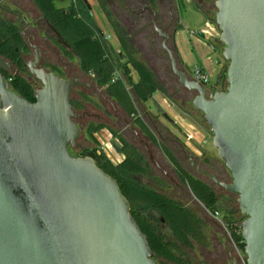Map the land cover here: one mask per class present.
Instances as JSON below:
<instances>
[{
  "label": "water",
  "instance_id": "1",
  "mask_svg": "<svg viewBox=\"0 0 264 264\" xmlns=\"http://www.w3.org/2000/svg\"><path fill=\"white\" fill-rule=\"evenodd\" d=\"M215 7L213 27L229 63L223 92L210 95L180 67L155 11L153 26L173 76L196 94L192 104L232 175V183L213 180L237 197L247 264H264V0H216ZM32 47L37 62H29V73L42 85L34 103L12 91L2 71L16 76V70L0 56V264H158L118 181L92 153H71L87 149L72 105L75 86L84 85L38 68L41 51ZM146 148L151 164L167 175Z\"/></svg>",
  "mask_w": 264,
  "mask_h": 264
},
{
  "label": "trees",
  "instance_id": "2",
  "mask_svg": "<svg viewBox=\"0 0 264 264\" xmlns=\"http://www.w3.org/2000/svg\"><path fill=\"white\" fill-rule=\"evenodd\" d=\"M43 17L55 26L66 41L73 47L81 59L84 70L96 74L101 86L106 87L107 94L113 98L120 108L130 117H136V125L155 146L159 145L156 135L139 117L134 99L148 103L157 92H164V87L157 80L155 73L142 60H139L127 43L126 36L120 32L123 56L114 55L106 39L97 31L95 22L88 5L84 0H74L71 5L62 6L67 0H32ZM105 15L112 26L114 20L103 0H98ZM152 5L156 0H149ZM60 3V5H59ZM26 46L19 27L10 23L0 22V56L7 59L21 72L27 71V66L21 53H27ZM123 57L126 60L123 61ZM134 75L137 79H134ZM12 91L29 101L34 99V89L30 82L22 77L5 75ZM75 107V106H74ZM79 107V106H78ZM102 127L92 126L89 129L91 141L95 148L90 150L101 169L116 179L123 195L131 204V211L142 232L147 236L155 260H163L164 264H192L187 260L177 243L191 247L193 242L206 243L204 222L187 204L169 197L158 188L146 184L161 180L154 175V167L140 151L121 138V153L124 160L118 164L108 158L100 150V143L96 134ZM114 133V132H113ZM88 151V150H87ZM170 156L181 180L190 188L193 196L200 201L208 212L219 211V199L216 190L207 182L197 179L187 173L179 162L165 149ZM80 154V157L86 156ZM157 212L159 216L153 214ZM240 210L234 207L224 214V221L228 233L238 249L245 253V239L242 234V217H237ZM164 222V225L162 223ZM168 228L173 238L167 235L164 228Z\"/></svg>",
  "mask_w": 264,
  "mask_h": 264
},
{
  "label": "flooded vegetation",
  "instance_id": "3",
  "mask_svg": "<svg viewBox=\"0 0 264 264\" xmlns=\"http://www.w3.org/2000/svg\"><path fill=\"white\" fill-rule=\"evenodd\" d=\"M112 1L114 3H117L116 1H118L119 3L118 6L115 5V10H114L115 15L117 16L116 17L117 21L114 20V24L116 26L114 27L110 22L109 23L112 26L114 35L116 36V40L118 41V44L120 46V51L118 53L116 52L115 55H120L121 57L123 56V48L119 37V33L122 32L123 27L128 32V35L127 36L125 35L126 36L125 40L127 41L128 45L133 48V51H134V47L140 49L144 48L145 42L148 41L150 42L149 47L151 48L152 52L155 54L156 51L154 50V48L158 46L157 43L158 39L162 41V49H163L164 40L161 37L160 33L157 32L153 26L154 16L151 13L152 11H155L157 13V18H156L157 27L160 30L165 31L170 36L169 46L171 47V49L175 51L176 49L174 45V34L180 26L179 8H178L179 5L186 6V4L188 3L191 6H193L196 3L195 4L196 7L193 6V8L198 10L203 15L205 20L210 22V24H212L211 26H209L210 28H212L214 31L216 30L213 28L215 21H213V19L210 18V14L213 13V6L210 4L209 0H195L196 2L193 5H192V3L194 2L193 0H184L187 3L186 2L184 3L182 0H156L155 5H152L149 0H112ZM73 2L74 0H71L69 5H71ZM114 3L111 5L112 7L114 6ZM89 11L92 14L91 8H89ZM47 21L48 20L42 16L39 9L32 0H28V1L0 0V22H6L18 26L19 31L24 39V42L26 46L29 48L27 53L26 52L21 53V57L27 66V71L21 72L19 69L15 67L14 68L16 70L17 77H22L26 79L33 86L34 95L32 98L34 99V101L31 100L30 102L32 103L36 102V91L42 88L41 83L35 80V78L29 73V69H28L29 62H33V63L37 62V58L34 55L35 50L32 47V46H37L41 51L39 63L37 66L38 68H44L48 72L55 73L57 76L65 80L76 79L80 84L84 85V87L75 86L74 94L72 98V105L73 107L75 106L74 109L78 114L77 119L75 120L76 123L79 125L81 129L82 127L84 128L83 123L87 124L88 136H89V129L92 126L102 127V129L99 132L105 129L114 131L116 130V128H120L119 130L122 131V133L120 131L118 132V134L116 133V135L119 138V141L121 138L126 139L123 133L128 135L132 134V136L136 137V139L137 138L139 139L140 143H142L145 146V149L147 151L146 144L149 147L150 145L146 141H144L142 137L146 138L147 140L148 138L143 133V131L135 124L137 118L134 116L130 117L126 112H124L120 108L118 103L107 94L106 87L101 86L99 84V82L96 79L97 78L96 74H94L91 71H86L83 69L81 64V59L78 56L77 52L61 35L58 29L55 26H53L49 21H48L49 23ZM18 22L20 23L21 26L17 24ZM95 27L97 31L106 39L101 29L97 25H95ZM54 28L56 30H54ZM58 34H60L61 37H59ZM207 36L208 37L206 41L214 50L215 55L221 57L220 58L221 64L218 67H216L217 68L216 73L214 74V76H210L209 83L205 85L206 88L208 89L209 94L213 95L216 92H223L227 89V69L225 70V63L227 61L223 59V52L219 50L220 41L218 40V43L216 42L217 40L216 35L207 34ZM106 41L109 47H111L112 49L113 46L110 44L108 39H106ZM164 53L165 55H167L165 51ZM125 60L126 57L125 58L123 57V61ZM180 66L182 69L185 68L181 63ZM2 73L4 75L10 74L6 71H2ZM194 77L195 75L193 74V70L192 71L190 70V78L194 79ZM211 78H213V82H211ZM161 85L163 87L168 86L169 88H171V85H169L167 81H164L163 83H161ZM184 91L189 92L181 87L173 90V92L176 93V95L179 97L178 99H180V101L182 102L187 101L184 95ZM134 100H137L140 104L144 106L141 107V113L136 106L139 112V117L142 118L143 122L149 127V129L152 132L156 131L157 136L161 141L162 145H160L159 143V145L156 147L162 148L166 161L164 160V162H162L161 160V163L159 161L158 162L162 165L165 171L168 172L167 175L162 171H160L159 169H157L152 164L151 165L156 170L163 173L164 176H166V178L171 184V187L172 188L174 187V189H178L180 191H183L185 189L190 190V188L179 177L177 168L173 164L170 156L165 152V149H167L171 153V155L179 162L181 167L185 171H187V173H189L190 175H192L197 179H201L207 182L215 190L216 189L224 190L223 188L217 186L213 180V177H215L220 182H224V183L229 182V180H227L224 177L222 170L217 166L215 159L204 154L201 155L202 157L201 156L198 157L197 155L191 153L187 149V147L185 146V142L181 140L179 137V134L180 136L183 135L182 132L179 131V129L171 123L170 119L172 118L169 116L170 118L169 119L168 115L166 116L167 113L165 109L156 101V99L153 97L151 98V101L154 102L155 108L157 110V115L166 119L169 125L166 126L162 125L160 121V117L151 115L149 110H146L145 107L146 103L136 98ZM172 103L173 102H171V104ZM118 117L123 121L124 125L120 124L121 121L118 120ZM145 120L148 121L149 125ZM80 124L82 126H80ZM131 144L136 148V150L140 151V149L136 145L135 140H133ZM99 147L101 148V146ZM120 147H122L121 143H120ZM92 149L93 148L87 149L88 150L87 155L92 153L90 151ZM176 154H179L181 156V161L177 158ZM124 158L120 162H122ZM148 160H149V154H148ZM145 183L159 189L158 185H153L152 183L147 182V180H145ZM180 202L183 203L182 201ZM162 223L164 225L163 221ZM228 257L230 260L236 259L233 256L232 251L228 252Z\"/></svg>",
  "mask_w": 264,
  "mask_h": 264
},
{
  "label": "rangeland",
  "instance_id": "4",
  "mask_svg": "<svg viewBox=\"0 0 264 264\" xmlns=\"http://www.w3.org/2000/svg\"><path fill=\"white\" fill-rule=\"evenodd\" d=\"M26 1H28V0H26ZM86 1L91 8L95 24L101 29V31L104 33L106 39H108L110 44L113 46L112 52L115 55L116 52L118 53L120 51V46L118 44V41L116 40V36L114 35L112 26L110 25L102 7H101V4L99 3L98 0H86ZM103 1L106 5L108 11L111 13L112 19L117 21V19H116L117 16L115 15L114 10H115V5L116 6L119 5L118 1H116L117 3H114L112 0H103ZM182 1L185 2L184 0H182ZM193 1L194 2L192 3V5L196 2L195 0H193ZM209 1H210V4L213 6V13L210 14V18H212L213 21H215L216 20V14H217V9L215 7L216 0H209ZM113 3H114V6H113L114 9L111 6ZM69 4L70 3L68 1H65L61 5L67 6ZM195 4L193 5L194 7H196ZM59 5H60V3H59ZM189 6H190L189 4H186V6H183V5L178 6L180 20L182 22H184L190 28L203 27L204 26V19L202 17H200V15L197 14V12L188 10V9H190V8H187ZM214 9H215V11H214ZM17 24L19 26H21L19 22ZM192 24H194L196 26L194 27ZM215 29L216 30H215L214 34L216 35V39H217L216 42L218 43V40L220 41V31L218 30V28H215ZM191 30H193V29H190V31ZM122 32L126 36L128 35V32H127V30H125L124 27L122 28ZM157 43H158V46L154 48V50L156 51L155 54L152 52L151 48L149 47L150 42H148V41L145 42V46L142 49L134 47L135 56L139 60L144 61L151 68V70H153L157 80L160 83L167 81L169 83V85H171V88H169L168 86H165L164 92L156 93L154 98L165 109L168 116L174 117L175 113H179V114H181V116L184 120L193 123L195 126L200 128L203 131V133H205L204 139H202L200 137L199 139L196 138L193 142H190L192 146L189 149L194 154H196L200 150H206V152L202 151V153L207 154V156H210V157L215 159L216 164L222 170L224 177L227 180H229V182H227V183H231L232 182V175L226 169L225 163L220 159V157L218 155V150L215 149V147L213 145V134L207 128L208 125L204 119L203 114L198 112L192 104V101L195 98V94L184 91V95H185L187 101L182 102V101H180V99H178L179 97L176 95V93L173 92V90L180 88V84H179L178 80L173 76L170 59L167 55H165V53L162 49V41H160L158 39ZM224 48H225V46L220 42L219 50L223 52ZM220 58L221 57H218V55L215 57L214 62H213L215 68L220 65L217 61ZM29 59H30V56H29ZM188 59L189 60H187V67L191 71L192 70L195 71L196 67L201 68L202 64H204L202 62V59L199 57L198 53H196V52L193 53L192 51H188ZM228 66H229V63L226 62L225 63V70L228 68ZM208 74H210V73L208 72ZM134 79H137L136 75H134ZM211 82H213V78H211ZM165 101L168 102L174 109H170V107L167 106V103H165ZM134 102H135L138 110L141 113V107L143 105L140 104L137 100H134ZM171 102H173V103L171 104ZM145 107H146V110H149L151 115L156 116V117H160V121H161L162 125H165V126L169 125V123L166 119L157 115V110L155 108L153 101L150 100L148 103L145 104ZM119 111H120V109H119ZM118 120L121 121L120 124L124 125L123 121L119 117H118ZM173 120H175V119H173ZM145 121L149 125L148 121L147 120H145ZM175 122L184 131V128H183L184 124L180 121H175ZM80 126H82V125L80 124ZM83 126H84V128L82 127V129H81V131H82V136L80 139L81 143L85 147H87V149H88V147L89 148H95L96 147L95 144L91 141L90 136H88V134H87V124L83 123ZM150 127H151V125H150ZM119 129L120 128H116L117 131L116 130L111 131L108 129L104 130V134L107 138L106 141L109 142V144H111V146L113 148V151L112 150L110 151L106 147V153L109 154L112 159H115V157H114L115 152H118V153L120 152L119 147H120L121 142L119 141V138L116 135V133L118 134V132L120 131ZM120 132L122 133V131H120ZM127 132H129V131H127ZM153 133L157 136L156 131H154ZM123 135L131 143L133 140H135L136 145L140 149L141 153L143 155H145L146 158H148V153L145 149V146L142 143H140L138 138L136 139V137L132 136V134L128 135V134L123 133ZM97 136L99 138V139L98 138L97 139L99 140V143H100V140H103V136H101V135H97ZM179 137L184 142H187L186 138L183 135L180 136V134H179ZM142 139L150 145V147L153 151V154L155 156V159H157V161H159L160 163H161V160H162V162H164V160L166 161L162 148L154 146L144 137H142ZM157 139H158L160 145H162L158 136H157ZM87 149H84L83 151L73 150V151H71V153L75 157H80V154H82V153L87 154ZM207 151H209V152H207ZM176 155H177V158L181 161V156L179 154H176ZM153 172H154V175L161 180V183L155 184V182H153V181H151L150 183H152L153 185H158L159 190L162 193L168 195L169 197L174 198V199L179 200V201H182L184 204H187L196 214H198V216H200L202 218V220L204 222V227H203L204 230L203 231H204V234L206 235V243L205 244L193 242V245L191 247H187L181 243H177L179 245L180 250H181V254H183V256L187 260H189L192 264H233L234 261L230 260L228 257V252L232 251L233 256L238 260L239 263L247 264V258L245 256V253H243L241 251H239L240 252L239 253L237 251L236 246H235V242H233L231 236L212 217L211 212H208L206 210V208L204 207V205L200 201H198V199H196L193 196V194L190 192L189 189H185L183 191H180L178 189H174V187L173 188L171 187L170 182L168 181L166 176H164L163 173L156 170L155 168H154ZM148 181H150V180H147V182ZM216 192L218 194V199H219V203H218L219 208L218 209L223 215L225 213H228L231 210V208H233V207L235 210H239V205L237 203V197L236 196H234V195H232V194H230V193H228L222 189H220V190L216 189ZM153 214L156 216H159L157 212H153ZM237 217H239V218L242 217L241 212H239V214H237ZM164 231L167 232V235L170 238H173L172 233L168 228L165 227ZM156 262L158 264H164L163 260H157Z\"/></svg>",
  "mask_w": 264,
  "mask_h": 264
},
{
  "label": "crops",
  "instance_id": "5",
  "mask_svg": "<svg viewBox=\"0 0 264 264\" xmlns=\"http://www.w3.org/2000/svg\"><path fill=\"white\" fill-rule=\"evenodd\" d=\"M67 1L69 3L71 2V0H67ZM62 6H64V5H62ZM187 8H190L188 10L197 12V14H199L200 17H202L204 19V26L199 27V28H197V27L196 28H190L184 22H182L179 18L180 26L174 34V45H175V49H176V52L178 55L179 62L184 67H187V60H189L188 59V51H192L193 53L196 52V53H198L199 57L202 59V62L204 63V64H202V67H201L202 71L203 72L207 71L206 73L209 72L212 76H214V74L217 71V68H215V66L213 64L214 59L216 57L214 50L211 48V46L208 44V42L206 40H203L197 36H194L191 33H192V31H201L205 34H214L215 31L209 27L212 24H210V22L206 21L205 18L203 17V15L198 10L193 8V6H191V5ZM192 25L194 27L196 26L194 24H192ZM190 29H193V30L190 31ZM154 97H155V95H154ZM165 103H167V106L170 107V109H174L168 102L165 101ZM171 118L175 119V121H180L184 124V127H183L184 133L187 135V137H186V135L184 133H182L183 136L186 138V141H187V142H185V146L187 147V149L191 153H193L189 149L192 146L190 142H193L196 138L199 139L200 137L202 139H204L205 133H203V131L200 128H198L197 126H195L193 123L184 120L182 118L181 114H179V113H175L174 117H171ZM97 135L103 136V140H100V146H103L105 148L107 147L108 150L113 151L111 144H109V142L106 141L107 138L104 134V130L97 133L96 136ZM97 138H98V136H97ZM202 151L206 152V150H200L195 155L200 157L203 154ZM207 152H209V151H207ZM105 155L107 157H109L115 164L120 162L124 158L123 154H121L120 152L119 153L115 152V156H114L115 159H112L110 157V155L107 153ZM204 155H207V154H204Z\"/></svg>",
  "mask_w": 264,
  "mask_h": 264
},
{
  "label": "built area",
  "instance_id": "6",
  "mask_svg": "<svg viewBox=\"0 0 264 264\" xmlns=\"http://www.w3.org/2000/svg\"><path fill=\"white\" fill-rule=\"evenodd\" d=\"M193 74L195 76L199 77V81L202 84L207 85L209 83L210 75L206 72H203L202 69L196 67L195 71H193ZM100 150H101V152L106 154V148L105 147L101 146ZM211 214H212V217L220 224V226L228 233L226 225H225V221H224V215L220 211H216V212H213ZM235 246H236L237 251L239 252L240 250L238 249L236 244H235Z\"/></svg>",
  "mask_w": 264,
  "mask_h": 264
},
{
  "label": "bare ground",
  "instance_id": "7",
  "mask_svg": "<svg viewBox=\"0 0 264 264\" xmlns=\"http://www.w3.org/2000/svg\"><path fill=\"white\" fill-rule=\"evenodd\" d=\"M214 28V27H213Z\"/></svg>",
  "mask_w": 264,
  "mask_h": 264
}]
</instances>
